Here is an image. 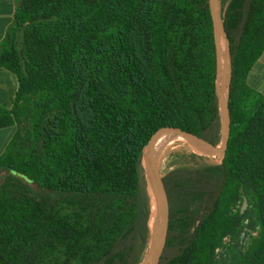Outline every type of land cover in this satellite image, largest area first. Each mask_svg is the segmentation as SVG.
<instances>
[{
    "label": "trees",
    "instance_id": "trees-1",
    "mask_svg": "<svg viewBox=\"0 0 264 264\" xmlns=\"http://www.w3.org/2000/svg\"><path fill=\"white\" fill-rule=\"evenodd\" d=\"M220 4L230 133L219 163L189 152L165 173L161 264H264V93L246 82L264 49V0ZM0 67L17 80L0 106V128L15 125L0 153V264H139L144 136L169 116L219 132L207 0H17ZM247 226L257 233L240 244Z\"/></svg>",
    "mask_w": 264,
    "mask_h": 264
},
{
    "label": "water",
    "instance_id": "water-1",
    "mask_svg": "<svg viewBox=\"0 0 264 264\" xmlns=\"http://www.w3.org/2000/svg\"><path fill=\"white\" fill-rule=\"evenodd\" d=\"M213 26V44L215 55L214 87L220 111V129L218 133L188 126L182 119L169 116L159 121L143 138L140 150V162L145 177L150 184L156 201V221L141 264H161L172 230V207L164 175L160 168L159 149L165 142L171 127L182 132L188 141L203 139L207 144L196 149L201 152L210 150L223 154L232 124V107L228 94L231 70L230 38L224 21L220 0H207Z\"/></svg>",
    "mask_w": 264,
    "mask_h": 264
},
{
    "label": "crops",
    "instance_id": "crops-1",
    "mask_svg": "<svg viewBox=\"0 0 264 264\" xmlns=\"http://www.w3.org/2000/svg\"><path fill=\"white\" fill-rule=\"evenodd\" d=\"M17 0H0V42L12 21ZM247 84L264 93V49L252 65L246 77ZM17 88V80L13 73L0 67V106L9 108ZM15 130V125L0 128V153L4 150Z\"/></svg>",
    "mask_w": 264,
    "mask_h": 264
},
{
    "label": "rangeland",
    "instance_id": "rangeland-1",
    "mask_svg": "<svg viewBox=\"0 0 264 264\" xmlns=\"http://www.w3.org/2000/svg\"><path fill=\"white\" fill-rule=\"evenodd\" d=\"M212 34H213V26H212ZM248 86L251 87L250 84ZM176 130L179 132V136H177L175 139H168V140L166 139L165 142L162 144L161 159L159 163L163 174L167 173L172 167H174L177 164L179 157H183V160H187L189 152H194L198 155H201L207 162L210 163L220 162L222 157L221 154L210 150H203L201 152L196 150L205 147V145L207 144L203 139L195 138L188 141L180 130H178L177 128ZM236 206L240 209H243L245 203L243 200L237 201ZM154 220H155V216L151 212L149 218V226L153 224ZM256 233H257L256 230L252 231L248 229V226L244 227V229L239 233L237 241L240 244L246 245L249 241L248 238L249 234L255 235ZM227 242H228V238H224L222 245L216 248L215 252L217 253L218 256L220 254L224 255L225 252L227 251L228 249ZM142 260L140 261V263L142 262Z\"/></svg>",
    "mask_w": 264,
    "mask_h": 264
},
{
    "label": "bare ground",
    "instance_id": "bare-ground-1",
    "mask_svg": "<svg viewBox=\"0 0 264 264\" xmlns=\"http://www.w3.org/2000/svg\"><path fill=\"white\" fill-rule=\"evenodd\" d=\"M177 136H179V132L176 130L175 127H172L168 130V133L166 134V138L165 140L167 139H175ZM161 149H162V146L160 147L159 149V161L161 159ZM149 194H150V199H151V212L154 214L155 216V220L153 222V224L150 226V235L152 237L153 235V232H154V224H155V221H156V201H155V198H154V194H153V190L149 184ZM143 262V260H142ZM141 262V263H142ZM139 263V264H141Z\"/></svg>",
    "mask_w": 264,
    "mask_h": 264
}]
</instances>
